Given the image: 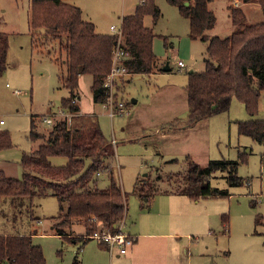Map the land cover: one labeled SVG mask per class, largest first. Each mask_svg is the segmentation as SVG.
Instances as JSON below:
<instances>
[{
    "label": "rangeland",
    "instance_id": "obj_1",
    "mask_svg": "<svg viewBox=\"0 0 264 264\" xmlns=\"http://www.w3.org/2000/svg\"><path fill=\"white\" fill-rule=\"evenodd\" d=\"M70 1L82 3L79 7L95 23L97 31L112 33L110 26L120 27L122 17L133 14L143 0ZM152 3L160 8V16L155 19L148 11L144 23L156 33L153 47L159 70L151 75L122 74L109 88L114 103L122 100L127 106L132 105L130 114L111 116L104 103L95 102L90 74L80 78L79 95L82 113L97 115L106 137L116 140L112 170L126 194L124 230L141 235V240L147 237L143 233L150 231V225L156 227L153 231L166 234L159 238L158 245L149 246L132 263L125 256L112 253L105 242L90 238L92 230L82 221L74 224L72 239L55 233L51 227L58 219L53 216L58 214L60 204L51 194L36 196L33 201L28 197H0V233L32 234L34 243L43 248L45 264H264V143L239 133L237 120L251 118L240 100L234 98L229 111L209 118L208 133L202 132L200 136L203 150L190 155L206 164L208 159H238L240 153H245V160L238 166L243 184L228 186L225 173L220 172L211 182L228 188L227 196L193 199L172 191L161 192L172 190L173 177L185 172L187 154L179 142L171 139L153 142L141 138V117L152 113L155 105L161 107L158 110L165 111L167 107L170 113L186 115L182 108L185 86L191 71L204 70L207 45L190 37L189 19L177 5L168 0H146L147 6ZM227 3L229 0L210 3L217 16L212 33H231ZM30 11L31 0H0V30L10 36L8 69L0 76V119L5 121L0 131H8L12 142V146L0 150V169L15 178L23 176V153L32 151L38 143L31 137L32 116L43 131L51 126L42 121L45 116L56 120L67 117L62 99L69 95L63 83L67 68L62 57L65 51L59 41H39L38 47L33 44ZM249 15L248 21L262 20L260 14ZM179 60L186 66L180 67ZM165 64L171 69L164 70ZM133 98L138 102L133 104ZM252 117L264 118V90L259 112ZM172 158L178 160L169 161ZM52 161L62 165L67 158L54 156ZM142 181L162 190L146 201L135 190L136 185L142 188ZM109 183L108 173L101 174L99 185ZM225 218L229 220L228 226L224 225ZM77 236L80 239L75 240ZM83 236L87 241H83Z\"/></svg>",
    "mask_w": 264,
    "mask_h": 264
},
{
    "label": "trees",
    "instance_id": "obj_2",
    "mask_svg": "<svg viewBox=\"0 0 264 264\" xmlns=\"http://www.w3.org/2000/svg\"><path fill=\"white\" fill-rule=\"evenodd\" d=\"M168 1L177 5L181 14L189 19L190 37L206 41L207 46L204 70L191 71L185 86L187 116L174 118L162 130L187 128L229 111L236 98L251 116L237 120L239 133L264 143V118L252 117L259 112V99L264 90V18L254 23L248 21L243 6L229 0L232 30L221 36L212 34L217 16L209 8V0ZM240 1L259 3L264 15V0ZM148 11L155 19L160 16V8L153 3L147 6L145 0L133 14L122 17L120 47L128 52L123 64L129 76L151 75L159 70V58L153 47L156 33L144 23ZM29 26L36 47L39 41L42 44L43 41H59L65 51L62 57L67 68L63 83L69 89V95L63 97L62 107L72 114V120L69 123L67 117L53 119L50 127L40 131L35 116H32L31 137L38 143L32 151L22 155L24 172L21 178L8 176L0 169V197H28L33 201L36 196L54 195L60 208L53 216L58 219L51 229L68 239L73 238V226L79 221L89 230L95 229L96 222H100L104 228L115 231V224L126 217V194L112 170L114 143L101 129L97 115L81 113L79 87L80 76L90 74L94 101L104 103L107 100L109 88L105 86V79L112 68L118 35L97 31L83 9L70 0H31ZM9 43V33L0 30V76L8 69ZM75 97L79 101L73 102ZM10 146L9 132L0 131V150ZM54 156H65L67 161L62 165L54 164ZM245 157V153H240L238 159H210L203 165L187 155L186 170L177 178L173 177L175 186L172 190L152 188L143 181L142 188L136 185L135 190L146 201L160 190L193 199L227 196L229 189L212 185L211 179L222 172L228 186L243 184L238 166ZM103 173H108L110 178V183L104 187L99 185ZM228 223L225 218L224 225L228 226ZM82 238L87 241L84 236ZM45 263L43 248L34 243L32 234L0 233V264Z\"/></svg>",
    "mask_w": 264,
    "mask_h": 264
},
{
    "label": "crops",
    "instance_id": "obj_3",
    "mask_svg": "<svg viewBox=\"0 0 264 264\" xmlns=\"http://www.w3.org/2000/svg\"><path fill=\"white\" fill-rule=\"evenodd\" d=\"M211 1H213V0H209V5H210ZM236 2H238L239 4H241L243 6L248 20H249V16H250L249 13H257V14L262 15V19L264 18L263 11H262V8H261L259 3H257V2H246V3L241 2L240 3L239 0H237ZM75 4L78 6L82 5V3L79 1H75ZM226 6H227V11H228V3ZM256 22H258V21H256ZM253 23H254V21H253ZM212 34H218V33H212ZM198 40H200V39H198ZM203 42H205L207 45L206 41H203ZM184 66H186V64ZM184 66H182V67H184ZM163 69H164V67H163ZM83 75H85V74H82L80 76V78ZM177 90L178 89H176V91ZM137 102H138V100L135 103H137ZM135 103L133 102V104H135ZM131 107H132V105H130V109H131ZM160 108L161 107H158L157 105H155L154 107H152V109H153L152 113L148 114L147 116L141 117L144 121V125H143L144 129L142 128L141 138L144 137V139H147V140H150L153 142H157V140H170L171 139L175 142H179L180 143L179 145H181L183 147V152L187 155L196 154L198 152H201L203 150L204 145L202 143L203 139L200 136H201L202 132H204L203 135L208 133L207 126H208L209 118L204 120V121H201V122H199L193 126L167 132V131L162 130V127L168 126L167 124L170 121H172L174 118L180 117V116H178V114L175 113L174 111L172 113H170V109H168L167 107H164L165 111L158 110ZM182 108H183V110H186L185 111L186 115L184 117H181V118H185L187 116V112H188V100H187L186 89H185V100H184V104H182ZM81 113H82V111H81ZM163 114H164V116H163ZM139 116H140V114H139ZM168 118H170V119H168ZM153 127H156V129ZM145 131H147L146 134H144ZM150 141H148V142L150 143ZM209 160L210 159H208L207 162ZM203 165H205V164H203ZM150 226H151L149 229L150 231L143 233L144 236H147L145 238V240H141V235L134 234L130 231L132 233V235L135 236V241H134L133 245L128 248V251L125 254L119 253V251L117 249L114 250L112 253H115L116 256H125L128 260L132 261V263H135L136 260L142 256V254L146 251V249L149 246L158 245L160 243L159 238H161L162 235L166 234L163 231H153V230H155L156 227H154V225H150ZM21 233H23V232H21ZM151 263L152 262H149L148 264H151Z\"/></svg>",
    "mask_w": 264,
    "mask_h": 264
},
{
    "label": "built area",
    "instance_id": "obj_4",
    "mask_svg": "<svg viewBox=\"0 0 264 264\" xmlns=\"http://www.w3.org/2000/svg\"><path fill=\"white\" fill-rule=\"evenodd\" d=\"M145 0L142 1V3ZM111 31L118 35L117 44L114 49L113 53V60H112V68L110 73L107 75L105 79V86L110 88L114 85L115 80L117 77L121 76L122 74H127V69L123 64L124 59L128 56V52L123 50L120 47L121 43V35H122V24L120 27L116 25H111ZM178 65L180 67L184 66L185 63L181 60L178 61ZM79 101L78 97L73 99V102ZM104 104L109 108V112L111 116H115L116 114H124L130 112V106H127L124 101L119 100L117 103H114L113 97L109 94L107 100ZM68 122L71 123L72 114L67 112L66 113ZM43 121L52 124L53 117L52 116H45ZM5 123L4 119H0V126ZM113 142L116 140L113 139ZM125 218L124 217L119 224H115L116 230H110L109 228H104L100 222H96L97 226L95 229L92 230L90 233V238L98 239L101 242H105L110 251L113 252L114 250H118L119 253L125 254L128 251V248L133 245L135 241V236L129 232L124 230L125 228Z\"/></svg>",
    "mask_w": 264,
    "mask_h": 264
},
{
    "label": "water",
    "instance_id": "obj_5",
    "mask_svg": "<svg viewBox=\"0 0 264 264\" xmlns=\"http://www.w3.org/2000/svg\"><path fill=\"white\" fill-rule=\"evenodd\" d=\"M186 3H188V2H186ZM169 69V65L168 64H166L165 66H164V70H168ZM137 100L135 99V98H133L132 99V103L134 102H136Z\"/></svg>",
    "mask_w": 264,
    "mask_h": 264
}]
</instances>
